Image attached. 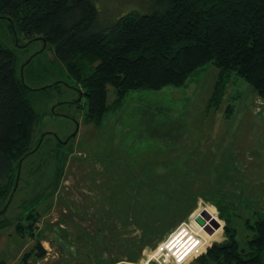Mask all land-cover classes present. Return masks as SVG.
<instances>
[{
    "label": "rangeland",
    "instance_id": "374dc122",
    "mask_svg": "<svg viewBox=\"0 0 264 264\" xmlns=\"http://www.w3.org/2000/svg\"><path fill=\"white\" fill-rule=\"evenodd\" d=\"M99 2L105 22H112L130 11L147 12L151 0ZM16 33L17 42L0 19V41L15 53L18 75L34 90L38 151L23 163L19 190L0 216V264H21L33 249L34 240L15 232L32 208L42 215L46 237L45 258L33 257L32 264L125 258L156 264L149 254L184 223L199 225L203 212L220 227L212 234L204 229L201 255L226 239V219L246 240V221L264 216V100L244 79L230 74L215 104L219 69L207 64L183 87L131 91L121 108L95 124L86 121L82 89L53 48L37 40L26 44ZM114 99L110 87L109 104ZM201 255L187 264H200Z\"/></svg>",
    "mask_w": 264,
    "mask_h": 264
},
{
    "label": "trees",
    "instance_id": "16d2710c",
    "mask_svg": "<svg viewBox=\"0 0 264 264\" xmlns=\"http://www.w3.org/2000/svg\"><path fill=\"white\" fill-rule=\"evenodd\" d=\"M0 19L14 26L26 44L37 40L53 48L57 62L82 89L87 122L101 124L133 90L183 87L207 64L219 69L213 103L220 101L230 74L264 100V0H151L147 12L130 11L112 22H105L99 0H0ZM33 92L18 75L15 53L0 41V216L19 190L23 163L38 151ZM41 218L32 208L15 225L19 237L35 241L21 264L46 256ZM225 221L226 239L197 261L264 264V216L246 221L249 233L243 242L232 221Z\"/></svg>",
    "mask_w": 264,
    "mask_h": 264
},
{
    "label": "built area",
    "instance_id": "2783aa9c",
    "mask_svg": "<svg viewBox=\"0 0 264 264\" xmlns=\"http://www.w3.org/2000/svg\"><path fill=\"white\" fill-rule=\"evenodd\" d=\"M211 218L215 219L213 215ZM195 224L184 223L179 227L155 248L150 261L154 260L156 264H187L200 256L204 252L206 240L202 233L204 228Z\"/></svg>",
    "mask_w": 264,
    "mask_h": 264
},
{
    "label": "water",
    "instance_id": "95a60500",
    "mask_svg": "<svg viewBox=\"0 0 264 264\" xmlns=\"http://www.w3.org/2000/svg\"><path fill=\"white\" fill-rule=\"evenodd\" d=\"M13 30H14L15 37H16V42H17V33H16V30H15L14 26H13ZM44 45L46 46L45 43H44ZM75 135H76V133L72 137H74ZM20 165H21V163H20ZM18 180H19V176H18ZM205 220H211V225H207ZM196 222L201 227H204L205 231L210 233V234H212L214 232V228L218 229L220 227V224L215 219L211 218V215L207 214V212H203L201 214V216L197 217Z\"/></svg>",
    "mask_w": 264,
    "mask_h": 264
},
{
    "label": "crops",
    "instance_id": "0c3cea01",
    "mask_svg": "<svg viewBox=\"0 0 264 264\" xmlns=\"http://www.w3.org/2000/svg\"><path fill=\"white\" fill-rule=\"evenodd\" d=\"M111 264H136V262L133 259L125 258V259H119L118 261H115Z\"/></svg>",
    "mask_w": 264,
    "mask_h": 264
},
{
    "label": "bare ground",
    "instance_id": "6f19581e",
    "mask_svg": "<svg viewBox=\"0 0 264 264\" xmlns=\"http://www.w3.org/2000/svg\"><path fill=\"white\" fill-rule=\"evenodd\" d=\"M150 255H151V254H149V256H148L149 259H151V258H150Z\"/></svg>",
    "mask_w": 264,
    "mask_h": 264
},
{
    "label": "flooded vegetation",
    "instance_id": "af4514ba",
    "mask_svg": "<svg viewBox=\"0 0 264 264\" xmlns=\"http://www.w3.org/2000/svg\"><path fill=\"white\" fill-rule=\"evenodd\" d=\"M75 137V136H74Z\"/></svg>",
    "mask_w": 264,
    "mask_h": 264
}]
</instances>
